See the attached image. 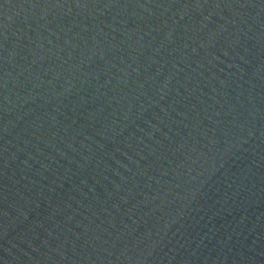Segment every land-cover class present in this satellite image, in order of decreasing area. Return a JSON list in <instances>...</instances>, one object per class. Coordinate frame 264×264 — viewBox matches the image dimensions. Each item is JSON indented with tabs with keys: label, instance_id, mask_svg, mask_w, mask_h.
Listing matches in <instances>:
<instances>
[{
	"label": "water",
	"instance_id": "obj_1",
	"mask_svg": "<svg viewBox=\"0 0 264 264\" xmlns=\"http://www.w3.org/2000/svg\"><path fill=\"white\" fill-rule=\"evenodd\" d=\"M0 264H264V0H0Z\"/></svg>",
	"mask_w": 264,
	"mask_h": 264
}]
</instances>
